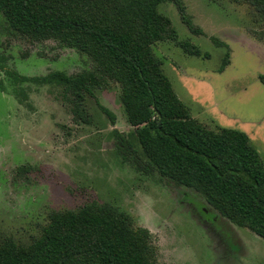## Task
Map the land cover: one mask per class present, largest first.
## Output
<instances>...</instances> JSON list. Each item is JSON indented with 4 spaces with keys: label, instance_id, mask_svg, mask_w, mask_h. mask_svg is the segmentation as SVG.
<instances>
[{
    "label": "rangeland",
    "instance_id": "obj_1",
    "mask_svg": "<svg viewBox=\"0 0 264 264\" xmlns=\"http://www.w3.org/2000/svg\"><path fill=\"white\" fill-rule=\"evenodd\" d=\"M203 34L190 31L174 3L159 11L175 37L153 45L178 97L211 130L248 135L264 162V17L246 0H181ZM215 37L229 46L218 47ZM189 42L208 56L188 53ZM229 52L230 64L219 72ZM0 55L20 75H75L93 61L59 42L32 40L10 29L0 12ZM121 87L108 80L86 95L87 121L55 84L15 82L0 70V235L29 242L56 210L96 201L129 214L149 230L156 264H264V239L223 217L203 194L140 171L120 152L114 130L129 140ZM114 115V124L100 107ZM134 142L133 148L138 149ZM24 169V170H23Z\"/></svg>",
    "mask_w": 264,
    "mask_h": 264
},
{
    "label": "trees",
    "instance_id": "obj_2",
    "mask_svg": "<svg viewBox=\"0 0 264 264\" xmlns=\"http://www.w3.org/2000/svg\"><path fill=\"white\" fill-rule=\"evenodd\" d=\"M264 17V0H246ZM174 3L187 27L203 34L181 0H0L10 29L32 40L53 39L86 54L92 69L75 75L54 71L28 77L0 70L15 82L55 84L71 96L73 114L87 121L83 102L108 80L121 87L129 140L114 130L120 152L140 171L191 188L233 224L264 239V162L244 132L211 130L192 117L178 97L153 45L175 37L171 19L159 11ZM264 41V32L257 34ZM218 47L228 44L212 37ZM191 55L208 56L189 42ZM226 53L219 72L230 64ZM114 124L113 113L100 107ZM138 149L133 148L134 142ZM24 170V169H23ZM148 229L111 204L96 201L75 210H54L40 234L23 244L0 235V264H156Z\"/></svg>",
    "mask_w": 264,
    "mask_h": 264
}]
</instances>
